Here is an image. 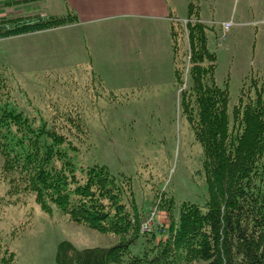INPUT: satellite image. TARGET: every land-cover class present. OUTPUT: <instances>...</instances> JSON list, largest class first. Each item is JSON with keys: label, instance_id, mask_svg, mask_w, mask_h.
I'll list each match as a JSON object with an SVG mask.
<instances>
[{"label": "rangeland", "instance_id": "374dc122", "mask_svg": "<svg viewBox=\"0 0 264 264\" xmlns=\"http://www.w3.org/2000/svg\"><path fill=\"white\" fill-rule=\"evenodd\" d=\"M200 6L209 46L217 54L215 81L229 89L232 113L243 89L254 92L257 84L264 96V0H201ZM184 9L182 16L187 15V6ZM36 13L67 15L69 10L64 0L0 5V20ZM224 21L234 22L226 33ZM81 36L76 29L62 26L0 36V73L21 110L41 116L50 125L58 122L60 131L73 139L79 150L69 154L79 172L81 167L107 165L120 181L131 180L143 220L155 212L152 228L141 229L121 263L127 264L132 256L154 254L156 245L168 237L171 220L178 219L182 202L207 209L204 150L182 113V88L176 83L173 65L158 77L144 78L137 64L123 70L121 46L111 48V60L97 58L93 65L77 41ZM184 59L188 64V58ZM77 112L88 130L82 137H77L76 127L65 124L66 115ZM58 114L63 116L59 119ZM3 166L0 153V170ZM7 188L8 183L0 179V240L16 252L17 264H57V247L63 240L78 248L110 247L120 241L118 234L71 220L56 206L53 213L44 212L32 195L9 200ZM165 197L175 198L170 210L163 205Z\"/></svg>", "mask_w": 264, "mask_h": 264}, {"label": "trees", "instance_id": "16d2710c", "mask_svg": "<svg viewBox=\"0 0 264 264\" xmlns=\"http://www.w3.org/2000/svg\"><path fill=\"white\" fill-rule=\"evenodd\" d=\"M18 1L0 0V5L13 6ZM200 2L188 0L187 18L201 19ZM78 21L73 11L67 15L4 17L0 20V36ZM170 34L175 80L182 88L180 107L204 150L207 209L182 202L178 219L171 220L169 235L156 245L154 254L146 251L143 256H132L127 264L202 260L206 264H264L263 90L257 84L254 92L243 89L230 113L229 89L215 81L217 54L209 46L206 25H184L176 20L171 23ZM62 116L56 115L59 119ZM65 124L70 129L76 127L77 137L88 134L78 112L66 115ZM60 128L58 122L50 125L41 116L21 110L13 100L7 78L0 73V153L4 160L0 179L8 183L9 200L32 195L46 213H53L56 206L71 220L120 236V241L110 247L78 248L63 240L57 247V264H121L141 235L144 217L132 182L128 178L120 181L105 164L81 167L79 172L69 154V150L79 148ZM165 199L163 205L170 210L175 198ZM0 264H17L16 252L1 240Z\"/></svg>", "mask_w": 264, "mask_h": 264}, {"label": "crops", "instance_id": "0c3cea01", "mask_svg": "<svg viewBox=\"0 0 264 264\" xmlns=\"http://www.w3.org/2000/svg\"><path fill=\"white\" fill-rule=\"evenodd\" d=\"M64 1L69 12L73 11L78 15L79 21L62 27L76 29L77 35L84 36L77 38V41L83 51L91 56L92 63L97 58L111 60V48L121 46L123 54L120 61L125 71L137 64L140 76L155 78L169 67L172 68V65L174 68L171 23L187 17L180 12L185 10L184 5L188 10V1ZM24 6L31 8L29 3ZM18 7L23 10L22 4L19 3ZM109 26L114 27L109 29ZM119 50L118 48V52Z\"/></svg>", "mask_w": 264, "mask_h": 264}, {"label": "built area", "instance_id": "2783aa9c", "mask_svg": "<svg viewBox=\"0 0 264 264\" xmlns=\"http://www.w3.org/2000/svg\"><path fill=\"white\" fill-rule=\"evenodd\" d=\"M180 21L184 25H187L189 22H199V23H204V24L206 23L204 19H199V18H196V19L184 18V19H180ZM233 24H234L233 21H224L222 23L225 33L230 30V28L233 26ZM225 33L221 37V39H225V37H226ZM154 219H155V212H151V214H149L147 216V218L145 220H143V222L141 224V229L143 232L150 231V229L152 228V225L154 223Z\"/></svg>", "mask_w": 264, "mask_h": 264}]
</instances>
